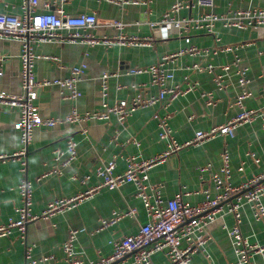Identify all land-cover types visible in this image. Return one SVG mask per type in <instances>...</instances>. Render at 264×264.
<instances>
[{
	"label": "crops",
	"instance_id": "1",
	"mask_svg": "<svg viewBox=\"0 0 264 264\" xmlns=\"http://www.w3.org/2000/svg\"><path fill=\"white\" fill-rule=\"evenodd\" d=\"M45 0H37V11H43ZM113 4L105 0H63L60 3L64 13L77 15L95 13L98 26L92 29L95 37H106L112 44L100 43L89 46L83 42H36L33 52L39 56L34 63V74L38 80L68 76L71 66L83 63L84 74L78 83L80 94L72 102L59 96L57 87H42L38 91L35 105L44 117H62L75 106L80 113L98 110L103 103L112 105L119 100H129L135 93L133 85L148 84L150 77L146 73L133 74L136 67H147L160 57L194 45L198 49H208L207 55L179 56L174 62L172 83L183 86L184 76L189 82H196V88L175 99L167 110L151 106L135 110L124 125L119 124L114 116L108 121L90 120L82 124H64L52 127L37 126L27 146V177L32 181V212L39 214L47 202L58 197H70L98 182L92 176L98 158H116L115 172L125 170V157L134 155L140 159H149L166 150V142L158 138L159 117L168 112L169 125L173 138L178 142L190 139L196 130H207L224 124L233 117L238 109L232 105L237 87L236 75L232 69L228 75L230 85L226 89H217L212 75L205 71L187 70L193 63L222 65L230 63L237 54L240 64L249 68L250 96L245 101L248 109L264 106V27L257 29L225 28L216 23L213 33L190 31L183 36H173L166 40L158 38V33L151 30L149 23L161 19L163 12L174 3L184 6L175 18L196 17L211 10L217 14L229 8H248L264 6V0H214L212 8L197 6L194 0H150L147 4ZM23 0H0V12L19 14ZM189 5L188 7L185 6ZM55 9V8H54ZM119 19L125 26L116 30L107 26V21ZM122 33L140 38L151 37L150 45L134 46L117 43L114 38ZM189 36V42L184 40ZM216 39L219 41L216 42ZM239 46L229 51L213 50L217 46ZM219 48V47H217ZM21 43L13 39H0V90L12 95H21L20 78ZM103 73L113 74L107 79L106 95H102ZM149 94L157 92L156 87L148 86ZM202 92H212L214 105H207ZM19 109H0V221L16 217L15 208L20 205L17 186L21 178L19 162L12 157L22 148L19 131L14 124L19 119ZM157 116V117H155ZM264 120L238 125L232 137L219 135L198 146L183 148L170 153L149 171L151 184L162 185L164 199L172 198L176 193H184L183 199L191 205L198 204L207 189L215 194L213 184L207 172L200 167L209 165L211 170L220 169V153L227 147L230 154V179L233 185H239L251 176L264 171ZM87 129L88 136H80L78 129ZM73 134L78 141L77 159L63 170L61 176L37 177L50 167L51 153L54 147L62 146L66 136ZM115 139L110 142V139ZM135 140L136 144L132 141ZM252 154V155H251ZM243 163V170L238 168ZM90 175L88 182H82ZM135 187L131 183L119 189L102 188L92 197L84 200L73 209L66 210L48 219L37 218L27 223L25 243L32 245L33 257L52 255L48 261L40 264H62L61 245L73 228H84L75 242V251L84 261L94 260L98 254L108 255L113 242L125 234L135 232L140 222L147 220L139 199L135 198ZM264 204V195L262 196ZM135 208L138 219L126 216L116 224L94 232L100 218H107L112 211H127ZM240 230L251 243L264 245V223L256 220L248 205L241 208ZM234 224L233 216L225 214L215 219L206 227L210 235L207 244L209 258L204 253H196L190 264H237L226 228ZM25 243L14 231L8 237H0V264H24ZM153 264H163L165 256L156 253L152 256ZM253 264H264V254H253Z\"/></svg>",
	"mask_w": 264,
	"mask_h": 264
},
{
	"label": "built area",
	"instance_id": "2",
	"mask_svg": "<svg viewBox=\"0 0 264 264\" xmlns=\"http://www.w3.org/2000/svg\"><path fill=\"white\" fill-rule=\"evenodd\" d=\"M113 4H128L127 0H105ZM63 0H45L43 11H37V0H23L20 6V13L0 12V39H13L21 43L20 49V78L21 95H12L0 90V109L18 108L19 119L14 128L19 131V139L22 148L14 153L12 157L19 162L22 173L17 191L20 197V205L15 208L16 217H8L0 221V237H8L14 231L25 243V230L27 223L41 217L48 219L66 210L73 209L84 200L92 197L102 188L119 189L127 183L135 187V198L139 199L147 220L140 222L135 232L128 233L116 239L112 244V251L108 255L98 254L97 257L84 262L75 251V242L79 233L84 228H73L68 231L67 237L61 245L63 252L62 264H153L152 256L162 253L165 256L163 264H190L193 256L204 253L209 258L207 244L210 235L206 227L217 218L225 214L233 216L234 224L225 228L230 239L233 251L237 257V264H253V254H264V245L251 243L240 230L241 208L248 205L254 218L264 223V171L251 176L250 179L239 185H233L230 179V154L227 147H223L220 156L222 164L217 171L211 170L209 165L200 167L202 173L207 172L213 184L215 194L211 195L207 189L203 190L204 197L196 205L184 201V193H176L170 199L162 196V185L151 184L149 171L158 162L170 153L178 152L183 148L198 146L219 135L232 137L234 129L241 124L253 121L256 118L264 120V106L258 109H248L245 101L250 96L248 85L250 77L249 68L240 64L237 54L230 63L212 65L211 63H193L186 66L187 70L196 72L205 71L212 75L213 82L217 89H226L230 85L228 73L233 69L236 75L237 93L232 105L238 109L237 113L224 124L211 127L207 130H196L190 139L183 142L176 141L172 136L169 125V114L164 113L158 121V138L166 142V150L149 159H140L134 155L125 157V170L121 173L115 172L116 158H98L94 166L92 176L98 182L89 188L70 197H58L46 203L39 214L32 212V181L27 177V146L32 138L33 129L37 126L52 127L64 124H82L90 120L108 121L111 116L124 125L132 113L140 108L159 106L167 110L171 103L178 97L194 90L196 82H189L188 76H184L183 86L172 83L174 78L175 60L187 53L189 55H207L208 49H198L190 45L186 49L166 54L160 57L155 63L147 67H136L130 70L133 74L146 73L150 77L148 84L133 85L135 93L129 100H119L112 105L103 103L96 111L80 113L75 106H72L69 113L62 117H44L35 105L38 91L42 87H57L59 96L63 99L74 102L80 94L78 83L84 74V65L71 66L68 69V76L65 78H52L38 80L34 74V63L38 55L33 52V45L36 42H83L89 46L100 43L112 44L114 41L106 37L98 38L92 34V29L98 26V19L95 13H81L70 15L64 13L60 6ZM150 0H134L131 3L147 4ZM197 6L210 9L214 0H194ZM183 3L176 2L168 10L163 12L161 19L149 23L151 30L158 33V38L166 40L173 36H183L190 31H205L213 33L216 23L225 28L257 29L264 27V6L248 8H229L221 14L211 10L196 17L175 18L174 15L182 7ZM188 7L189 5H186ZM55 8V9H54ZM107 26L116 30L124 28L125 23L119 19L107 21ZM117 43L123 45L143 46L150 45L151 37L140 38L135 35L125 36L120 33L114 38ZM189 42V36H184ZM219 40L216 39V42ZM219 47V48H217ZM217 51L232 52L239 46H217ZM264 54V51H260ZM113 74L103 73L102 95H106L107 79ZM148 86H154L157 92L154 95L147 91ZM201 96L207 105H214L215 99L212 92H202ZM157 117V116H155ZM264 127V123L262 124ZM80 136L87 138V129H78ZM115 139H110L114 142ZM136 144L135 140L132 141ZM78 141L73 134L66 136L62 146H56L52 150L50 167L37 180L47 176H61L63 170L77 159ZM252 155V154H251ZM2 156H0L1 158ZM243 170V163L238 168ZM90 175L83 177L82 182H88ZM132 216L138 219V211L129 208L127 211H112L107 218L99 219V226L94 232L108 228L116 224L120 219ZM32 245L25 243L24 264H40L48 261L53 256L44 255L36 259L33 257Z\"/></svg>",
	"mask_w": 264,
	"mask_h": 264
},
{
	"label": "water",
	"instance_id": "3",
	"mask_svg": "<svg viewBox=\"0 0 264 264\" xmlns=\"http://www.w3.org/2000/svg\"><path fill=\"white\" fill-rule=\"evenodd\" d=\"M115 263H116V262H115ZM115 263H114V264H115Z\"/></svg>",
	"mask_w": 264,
	"mask_h": 264
}]
</instances>
